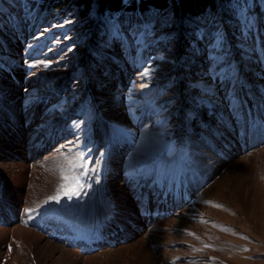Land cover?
Masks as SVG:
<instances>
[{"label": "rangeland", "instance_id": "obj_1", "mask_svg": "<svg viewBox=\"0 0 264 264\" xmlns=\"http://www.w3.org/2000/svg\"><path fill=\"white\" fill-rule=\"evenodd\" d=\"M27 3L0 0V264L45 262L23 231L57 264H264V0L191 31L150 10L101 33ZM62 171L83 187L57 202ZM116 222L131 236L96 249L61 237Z\"/></svg>", "mask_w": 264, "mask_h": 264}, {"label": "trees", "instance_id": "obj_2", "mask_svg": "<svg viewBox=\"0 0 264 264\" xmlns=\"http://www.w3.org/2000/svg\"><path fill=\"white\" fill-rule=\"evenodd\" d=\"M234 0H28L27 5L37 7L45 18L53 19L61 16L77 15L87 23H97L98 32H104L110 21L121 20L127 17H136L150 10L156 12L170 11L184 25L188 31L208 23L212 17L217 18L223 10L230 16L248 10L236 9L232 6ZM244 1V0H240ZM240 10V11H239ZM97 12L99 17L93 15ZM122 17V18H121ZM94 21V22H93ZM87 25V24H86ZM105 29V30H104Z\"/></svg>", "mask_w": 264, "mask_h": 264}, {"label": "bare ground", "instance_id": "obj_3", "mask_svg": "<svg viewBox=\"0 0 264 264\" xmlns=\"http://www.w3.org/2000/svg\"><path fill=\"white\" fill-rule=\"evenodd\" d=\"M21 80H24V79H19L18 81H21ZM14 96H15V98L16 99H20V96H19V94L16 92L15 94H14ZM39 120V119H38ZM34 122V121H33ZM36 125H35V127H33V128H35V129H39V127H40V121L39 122H37V123H35ZM44 126V125H43ZM41 128V127H40ZM46 143V142H45ZM39 145H40V148L42 147H45L44 146V143H38ZM136 156V155H135ZM67 165V164H66ZM241 170V169H240ZM239 170V171H240ZM233 170H231L230 171V173L229 174H231V172H232ZM247 172V171H246ZM228 174V175H229ZM228 175H226L221 181H219L217 184H216V190L215 191H218V190H222V189H220L221 188V185L223 184V182L225 181V179L228 177ZM230 176V175H229ZM247 179V178H246ZM220 180V179H219ZM43 189H44V187L43 188H41V196L44 194V192H45V190L43 191ZM17 190V189H16ZM18 190H19V188H18ZM18 190H17V192H18ZM39 190V189H38ZM22 191V190H21ZM43 191V192H42ZM227 193H228V191H227ZM230 193V192H229ZM17 194V193H16ZM225 194V193H224ZM18 195V194H17ZM39 196V195H38ZM40 196V197H41ZM235 201V200H234ZM239 206V205H238ZM242 207V206H241ZM0 208H1V205H0ZM254 212V211H253ZM14 215V214H13ZM9 219H11V217L9 218ZM2 233V232H1ZM22 234H23V238L29 243V245H31V246H34V249L36 250L37 248H39V247H41V246H43V248L45 247L46 249H45V251H44V253H43V256H41L40 258H38V261H39V263H40V261L42 260V259H44L43 261H45L44 263L45 264H57L59 261H60V259H61V257H64V256H66L67 255V252L63 249V248H61L60 246H58V245H55V244H53V243H51V242H49V241H43L42 243L40 242V237L38 236V235H36V234H34V233H30V232H27V231H23L22 232ZM13 237H15V236H13ZM24 244V243H23ZM143 243H141V242H133V243H131L130 244V247H129V249H133L132 250V254L134 255V256H136V258H137V256H138V254L140 255V252H141V250L143 249V250H147V249H145V246H143L142 245ZM142 248V249H141ZM142 250V251H143ZM57 252L60 254L59 256H57ZM41 255V254H40ZM130 255V254H129ZM44 257V258H43ZM140 258V257H139ZM43 263V264H44Z\"/></svg>", "mask_w": 264, "mask_h": 264}, {"label": "snow or ice", "instance_id": "obj_4", "mask_svg": "<svg viewBox=\"0 0 264 264\" xmlns=\"http://www.w3.org/2000/svg\"><path fill=\"white\" fill-rule=\"evenodd\" d=\"M69 166L70 169L77 167V165H75L72 161H69ZM78 167L83 168L84 165L81 164ZM60 179L62 183L57 188V195L49 197L50 200H56L57 202H59V198H60L59 193L62 191L64 192V195H67L69 196V198H71V196L73 195H78V189L83 187L82 185L79 184V178L76 175L66 174L64 171H62ZM72 185H75V188H72ZM68 188H72V191L71 192L66 191V189ZM213 206L219 207V205H213ZM189 234L194 235L192 233Z\"/></svg>", "mask_w": 264, "mask_h": 264}]
</instances>
